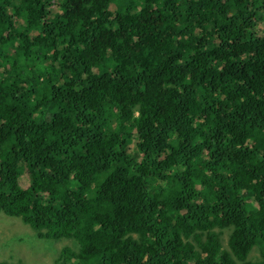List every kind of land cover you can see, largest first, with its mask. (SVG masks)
<instances>
[{"label": "trees", "instance_id": "16d2710c", "mask_svg": "<svg viewBox=\"0 0 264 264\" xmlns=\"http://www.w3.org/2000/svg\"><path fill=\"white\" fill-rule=\"evenodd\" d=\"M263 23L264 0H0V216L70 240L52 264H264Z\"/></svg>", "mask_w": 264, "mask_h": 264}, {"label": "rangeland", "instance_id": "374dc122", "mask_svg": "<svg viewBox=\"0 0 264 264\" xmlns=\"http://www.w3.org/2000/svg\"><path fill=\"white\" fill-rule=\"evenodd\" d=\"M111 10H115V7L111 6ZM258 33L264 35V23L258 28ZM229 234L230 231L225 230L220 236L223 247L227 246ZM33 235V230L22 220L0 216V264H52L59 255L58 251L70 242L60 240L55 246L45 244L47 246L40 249L45 242H30ZM52 248L57 250L53 251ZM250 257L253 260L258 259L259 249L253 250Z\"/></svg>", "mask_w": 264, "mask_h": 264}, {"label": "bare ground", "instance_id": "6f19581e", "mask_svg": "<svg viewBox=\"0 0 264 264\" xmlns=\"http://www.w3.org/2000/svg\"><path fill=\"white\" fill-rule=\"evenodd\" d=\"M227 245H228V243H227Z\"/></svg>", "mask_w": 264, "mask_h": 264}]
</instances>
